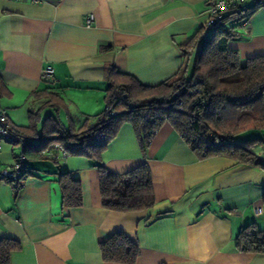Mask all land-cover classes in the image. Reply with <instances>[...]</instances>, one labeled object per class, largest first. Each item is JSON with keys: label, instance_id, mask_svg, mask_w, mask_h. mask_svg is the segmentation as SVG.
<instances>
[{"label": "crops", "instance_id": "1", "mask_svg": "<svg viewBox=\"0 0 264 264\" xmlns=\"http://www.w3.org/2000/svg\"><path fill=\"white\" fill-rule=\"evenodd\" d=\"M207 1L0 0V77L5 86L0 112L10 125L27 126L29 108L41 101L32 93L46 90L60 107H42L36 127L48 115H56L64 127L95 124L106 106V67L144 85L172 77L184 64L186 45L196 34H205ZM90 15L94 19L86 27ZM247 20L228 42L240 59L264 55V6ZM194 44L198 47L200 38ZM47 66L51 78L42 76ZM260 131L252 151L264 163ZM56 144L43 149V156L27 155L29 174L17 192L0 178V238L21 244L10 264H118L105 262L99 248L115 232L138 245L135 264H264V253L236 246L246 224L264 229V167L226 154L200 158L167 121L143 151L131 124L124 123L103 151L101 164L125 173L147 163L155 203L121 212L102 206L98 168L84 156L63 157ZM1 145L0 165L11 164L18 145ZM61 172L81 182V206L63 208Z\"/></svg>", "mask_w": 264, "mask_h": 264}, {"label": "trees", "instance_id": "2", "mask_svg": "<svg viewBox=\"0 0 264 264\" xmlns=\"http://www.w3.org/2000/svg\"><path fill=\"white\" fill-rule=\"evenodd\" d=\"M256 7L232 9L206 38L203 33L196 34L183 51L180 70L157 85H144L114 66L106 67V106L95 124L64 127L56 115H48L40 120L41 127H36L42 107L57 111L60 104L52 93L34 91L32 96L41 101L36 109L29 108V124L10 125L25 138H39L38 143L24 148L25 155L43 156V149L58 143L67 154L88 158L98 168L102 206L121 212L144 210L155 203L147 163L125 173L112 172L101 164L103 151L124 123L131 124L143 151L152 132L167 121L200 158L226 154L239 162L264 167L252 151L259 139H238L245 132L264 130V55L240 59L228 47V42L239 36V21ZM196 38H200L198 47ZM4 90L0 77V94ZM110 107L116 111L113 116L107 112ZM58 183L63 208L82 205L78 179L61 172ZM20 246L14 238H0V264H10L11 253ZM236 246L244 252L264 253V229L254 222L246 224L238 233ZM99 248L105 262L118 264H135L140 253L138 245L123 232L111 234Z\"/></svg>", "mask_w": 264, "mask_h": 264}, {"label": "built area", "instance_id": "3", "mask_svg": "<svg viewBox=\"0 0 264 264\" xmlns=\"http://www.w3.org/2000/svg\"><path fill=\"white\" fill-rule=\"evenodd\" d=\"M26 1L37 2L40 0ZM250 4L261 7L264 6V0H208L205 10L206 19L203 25L205 33L209 34L219 25L230 10L241 8L244 5L247 7ZM93 19L94 17L92 15L86 19V27L91 26ZM239 24L240 26H246L248 24L247 18L239 21ZM42 76L44 78H51L53 76L52 68L50 66L45 67L42 70ZM107 112L111 116L116 114V111L111 107L107 109ZM155 131H153L152 134H154ZM1 142L16 143L19 147V152L15 155L11 164L0 165V178L7 181L14 192H17L29 174V170L26 167L27 156L24 153V148L32 144L33 141L13 131L10 124L7 122L5 114L0 112V150L2 148ZM55 146L57 149H61V155H63V157L68 155L59 144ZM254 212L257 214L256 210Z\"/></svg>", "mask_w": 264, "mask_h": 264}, {"label": "rangeland", "instance_id": "4", "mask_svg": "<svg viewBox=\"0 0 264 264\" xmlns=\"http://www.w3.org/2000/svg\"><path fill=\"white\" fill-rule=\"evenodd\" d=\"M259 133H261L260 130L248 131V132H245L244 134H242L240 137H238V139L258 137Z\"/></svg>", "mask_w": 264, "mask_h": 264}, {"label": "water", "instance_id": "5", "mask_svg": "<svg viewBox=\"0 0 264 264\" xmlns=\"http://www.w3.org/2000/svg\"><path fill=\"white\" fill-rule=\"evenodd\" d=\"M246 7V5H244L243 7H241L242 9L243 8H245ZM206 36H207V34L205 33L204 35H203V38H206Z\"/></svg>", "mask_w": 264, "mask_h": 264}]
</instances>
